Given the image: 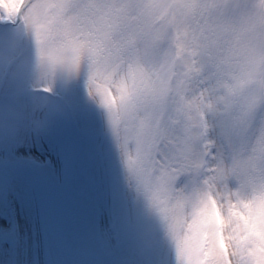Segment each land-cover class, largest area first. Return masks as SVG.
I'll return each mask as SVG.
<instances>
[{
    "label": "rangeland",
    "instance_id": "rangeland-1",
    "mask_svg": "<svg viewBox=\"0 0 264 264\" xmlns=\"http://www.w3.org/2000/svg\"><path fill=\"white\" fill-rule=\"evenodd\" d=\"M37 2L0 0V136L35 133L42 121H50L54 131L76 134L85 152L95 157L92 170L115 183L136 230L123 245L100 244L71 228L53 235L38 210L24 201L22 182L14 180L7 200L16 209L18 224L13 228L11 216H0V264H264V179L251 174L253 154L264 145V106L251 110L260 102L255 92H246L250 78L241 76L226 85L230 99L217 117L222 82L215 45H202L189 29H178L174 47L181 53L183 71L200 81L196 94L184 92L181 99L180 82L174 77V86L161 78L155 85L148 82L144 96L127 100L112 113L93 85H106L110 94L109 82L122 64L129 65L134 79L167 35L151 21L127 22L123 8L137 0H50L60 11L48 17L47 25L39 22ZM210 2L243 10L249 0ZM102 4L115 7L99 14ZM57 23L74 38L41 64L42 33ZM209 131L232 148L238 186L228 181L222 189V176L212 175L185 191L184 177L195 173L200 137ZM165 143L164 156L157 155L175 171L182 193L172 216L154 215L130 179L135 146L151 152Z\"/></svg>",
    "mask_w": 264,
    "mask_h": 264
},
{
    "label": "clouds",
    "instance_id": "clouds-1",
    "mask_svg": "<svg viewBox=\"0 0 264 264\" xmlns=\"http://www.w3.org/2000/svg\"><path fill=\"white\" fill-rule=\"evenodd\" d=\"M110 7L115 6L102 4L99 14ZM161 8L163 11H158ZM35 11L39 22L47 25L48 17L58 15L60 9L50 0H38ZM123 11L130 25L151 21L155 29L165 33L168 38L157 46L156 52L147 59L144 71L134 79L129 75V65L122 64L109 82L110 94L106 91V85H93V91L99 95L100 103L111 106L108 111L115 113L127 100L144 96L148 82L155 85L161 78L173 81L174 86V77L180 82L182 87L178 90L181 99L184 92L196 94L200 81L190 79L183 71L181 53L174 47L175 31L184 28L189 29L202 45L210 41L214 43L218 53L215 68L218 80L222 83L217 89V96L221 101L217 108V117L222 114L223 106L230 99L229 87L226 85L234 83L241 76L250 78L251 85L246 92H255L260 102L253 105L251 110L255 111L256 107L264 106V0H249L248 6L243 10L213 6L210 0H194L190 4L179 3L177 0H164L163 4H158L156 0H137L125 6ZM73 38V34L66 32L61 23L45 27L39 43L40 63L46 64L51 51L68 45ZM44 84L54 87L52 81H45ZM199 144L196 153L198 166L194 174L185 175L183 189L188 191L196 181H203L212 175L222 176V189L228 181L238 186L235 183L238 172L231 158L232 148L219 137H214L211 131L200 137ZM257 147L260 150L253 154L256 167L251 174L264 179V145ZM167 148L168 144L165 143L163 148L157 147L151 152H145L137 144V155L129 166L130 179L143 201L155 209L154 215L158 216L174 215L176 201L182 195L176 188L178 177L175 171L157 155L159 153L164 156ZM213 148L216 149L215 152L212 151Z\"/></svg>",
    "mask_w": 264,
    "mask_h": 264
},
{
    "label": "snow or ice",
    "instance_id": "snow-or-ice-1",
    "mask_svg": "<svg viewBox=\"0 0 264 264\" xmlns=\"http://www.w3.org/2000/svg\"><path fill=\"white\" fill-rule=\"evenodd\" d=\"M94 159L76 134L54 131L50 121L40 122L35 133L0 136V216H11L17 226L16 209L7 200L16 180L53 235L71 228L100 244L128 243L136 224L115 183L92 170Z\"/></svg>",
    "mask_w": 264,
    "mask_h": 264
},
{
    "label": "water",
    "instance_id": "water-1",
    "mask_svg": "<svg viewBox=\"0 0 264 264\" xmlns=\"http://www.w3.org/2000/svg\"><path fill=\"white\" fill-rule=\"evenodd\" d=\"M23 36H24V34H23ZM15 61H16V60H15ZM15 61H12V62L10 63V65L14 64V63H15Z\"/></svg>",
    "mask_w": 264,
    "mask_h": 264
}]
</instances>
